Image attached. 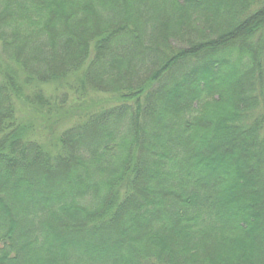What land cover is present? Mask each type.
I'll list each match as a JSON object with an SVG mask.
<instances>
[{
    "label": "trees",
    "instance_id": "obj_1",
    "mask_svg": "<svg viewBox=\"0 0 264 264\" xmlns=\"http://www.w3.org/2000/svg\"><path fill=\"white\" fill-rule=\"evenodd\" d=\"M0 51V264H264V0H0Z\"/></svg>",
    "mask_w": 264,
    "mask_h": 264
},
{
    "label": "rangeland",
    "instance_id": "obj_2",
    "mask_svg": "<svg viewBox=\"0 0 264 264\" xmlns=\"http://www.w3.org/2000/svg\"><path fill=\"white\" fill-rule=\"evenodd\" d=\"M0 58L3 59L1 51H0ZM52 129L53 127L51 123H49L47 120L38 122L36 127V139L43 142L49 141L52 137Z\"/></svg>",
    "mask_w": 264,
    "mask_h": 264
}]
</instances>
